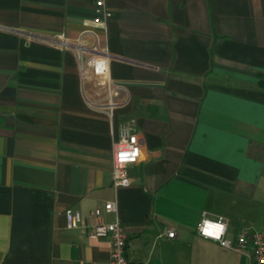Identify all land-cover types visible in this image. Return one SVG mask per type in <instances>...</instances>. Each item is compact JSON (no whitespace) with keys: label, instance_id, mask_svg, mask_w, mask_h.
<instances>
[{"label":"crops","instance_id":"0c3cea01","mask_svg":"<svg viewBox=\"0 0 264 264\" xmlns=\"http://www.w3.org/2000/svg\"><path fill=\"white\" fill-rule=\"evenodd\" d=\"M106 8L103 30L93 0H0V264H107L109 240L90 234L96 208L124 228L133 261L248 264L195 230L203 214L223 217L229 237L264 229V0ZM94 36L105 76L43 41ZM130 119L142 154L114 187ZM68 209L81 227H66Z\"/></svg>","mask_w":264,"mask_h":264},{"label":"built area","instance_id":"2783aa9c","mask_svg":"<svg viewBox=\"0 0 264 264\" xmlns=\"http://www.w3.org/2000/svg\"><path fill=\"white\" fill-rule=\"evenodd\" d=\"M96 17L94 22L103 30L106 29V22L110 18L111 13L106 8V0H93ZM28 40L34 38L28 35ZM45 42L54 44L64 49L73 50L77 55L85 58V64L96 74H106L108 54L100 43V39L94 36L90 42L85 37H80L75 41L57 40L55 38H43ZM82 77L86 75L82 72ZM113 102H108L107 108L113 107ZM142 139L136 129L134 120L130 119L127 122L118 126L117 138L113 147L112 154V184L117 187L128 180V167L139 162L142 154ZM116 210L115 203L106 202L103 206V211L112 213ZM102 209L96 208L90 213L93 220L91 225V235L96 238H106L110 242V257L107 264H146L138 261H133L126 256L125 250L128 237L124 228L118 221L112 223L103 222L101 219ZM204 219H208L205 214L202 215L200 222L196 226V234L201 237L199 225ZM219 219V218H218ZM216 219V220H218ZM66 227L75 229L82 226V217L79 212L68 209L65 211ZM226 223L225 221H223ZM167 238L175 237V230L169 229L166 231ZM205 238V237H204ZM209 239V238H208ZM213 240V239H212ZM226 244L220 241L218 244L230 251L236 253H245L247 255L248 264H264V229L254 230L244 228L237 231L233 236L227 235V230L222 237Z\"/></svg>","mask_w":264,"mask_h":264},{"label":"clouds","instance_id":"9594fccd","mask_svg":"<svg viewBox=\"0 0 264 264\" xmlns=\"http://www.w3.org/2000/svg\"><path fill=\"white\" fill-rule=\"evenodd\" d=\"M223 221V217H220L215 221L204 219L201 225L198 226L201 235L205 238L213 239L216 241H220L222 244H226L227 242L222 240V237L227 230V224Z\"/></svg>","mask_w":264,"mask_h":264}]
</instances>
